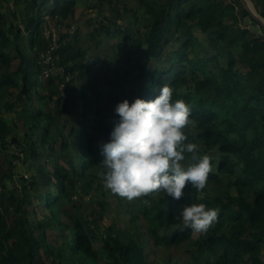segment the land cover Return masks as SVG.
I'll list each match as a JSON object with an SVG mask.
<instances>
[{
	"label": "trees",
	"instance_id": "16d2710c",
	"mask_svg": "<svg viewBox=\"0 0 264 264\" xmlns=\"http://www.w3.org/2000/svg\"><path fill=\"white\" fill-rule=\"evenodd\" d=\"M96 1L100 13L104 14L109 0ZM184 1L167 0L166 4L156 6L153 21L143 29L135 14L133 21L121 27L109 22L107 17L100 24L97 20L98 35L92 42L97 46L106 42L112 45L108 53L97 52L93 70L88 65L90 58L79 33L70 30L60 33L58 48L52 54L63 72L58 78L52 75L43 91L37 88L42 82L35 79L41 73V58L34 57L36 74L21 65L13 73L15 57L7 50L15 46L21 64L27 56L25 47L32 53L40 42V53H47L52 39L46 36L45 17L74 18L77 0H27V7L22 11L26 18L25 34L20 33L19 25L8 34L10 38L0 30V182L14 179V160L20 158V151L32 164L37 162L39 170L24 187L22 202L32 198L31 211L37 213L35 201H39L44 209L52 211L50 220L69 231L58 235V240L49 241L46 235V239L36 237L27 227L15 235L6 229V219L0 211V264H264V83L255 82L256 72L264 67V43L261 59L253 60L250 71L239 69L237 58L239 47L258 46L261 40L264 42V35L258 36L241 26L234 15L236 7H226L221 0H205L190 10ZM253 2L264 16V0ZM242 8L244 20L250 15L243 5ZM210 11L220 17L209 22L219 20L216 31L204 26L203 20ZM229 16L230 20L226 21ZM3 24L0 12V27ZM198 25L214 42V50L208 52L206 42L196 35ZM114 28L118 29V37ZM175 42L179 44L177 49L165 58L167 46ZM118 51L121 55L124 52L123 58L137 62L138 86L132 85L127 62H117ZM221 57L227 58V66H210V61ZM164 58L168 59L169 70L161 72L156 66ZM165 84L172 89L173 100L185 97L191 108L190 124L195 125V131L185 132L186 143H196L199 151L202 145L208 152L220 153L218 172L210 173L207 183L219 190L227 187L226 192L223 190L214 196L207 188L197 191L186 183L185 197L174 200L165 195L155 204L150 202L155 193L148 194L140 200L134 213L135 220L145 226V245L140 237L109 233L103 239V248L96 249L97 229L86 226L79 212L84 191L99 189L96 171L103 160L97 143L101 127L91 123L80 125L74 119L69 122L70 105L81 104L85 108L97 102L101 94L115 95L118 91L134 99L153 100ZM183 88L187 89L184 95ZM51 89L57 93H50ZM35 95L44 107H31ZM18 106L22 107V122L13 125L4 111ZM232 155L237 162L231 159ZM74 156L83 163L81 167L78 168ZM237 163L244 167L245 177L235 179L233 185L243 191L233 195L229 186L236 175ZM41 187L44 191L36 193ZM193 203L219 210L209 231L200 234L197 240L192 238L191 229L184 228L177 213L184 204ZM63 212L70 213L68 223L62 218ZM43 247L51 251V260L39 254L38 249ZM181 247L186 250L183 260L178 251ZM159 248H174L177 252L163 262L150 261L153 250ZM18 249H23L24 254L18 253Z\"/></svg>",
	"mask_w": 264,
	"mask_h": 264
},
{
	"label": "rangeland",
	"instance_id": "374dc122",
	"mask_svg": "<svg viewBox=\"0 0 264 264\" xmlns=\"http://www.w3.org/2000/svg\"><path fill=\"white\" fill-rule=\"evenodd\" d=\"M205 3V0H185L184 5L188 10L190 8L197 4V3ZM223 4L226 7H236L237 13L234 14L237 16L238 20L241 22V26L244 28H249L248 25H246L245 20L246 18H242L241 13L243 11L242 5L240 4V0H221ZM113 3V5H112ZM166 4L167 0H145V2H141L140 0H109V3L105 5V11L103 14V11L100 13L98 8V2L96 0H77L76 8H75V16L71 19H60L51 17L50 15L46 17L47 20H45L47 29L46 36L47 38L52 39V46L54 44V51L58 48L59 45V38L60 33H65L68 30L71 32L79 33L81 36L80 41L82 42V45L87 48L88 51V58L89 60V66L93 70V59L96 56L97 52L108 53L110 52L112 45L111 43L106 42L105 44H100V46H97L94 42H92V39L95 35H98L96 28V21H99V24L105 17L108 18L109 22L116 23L120 25L119 27L123 25H128L131 21L134 19V14L138 16L140 19V28L143 29L146 24H150L153 21V18L155 17L156 13V6H160L161 4ZM27 7V0H0V12L2 13L4 17V24L2 27H0V30H3L4 32L9 33L12 32L13 28L16 27V25H19L21 28L19 29L20 33L26 32L25 27V20L24 13L22 11L25 10ZM122 10H125L124 13L121 12ZM211 12V11H210ZM214 14V15H213ZM217 17V14L214 12L207 13L205 15V19L203 20L204 26L209 27V31H216L217 30V24L219 20H217L220 17H217V21L214 23H209L210 21H215L214 19ZM230 16L226 18V21L230 20ZM23 21V23H22ZM198 21V20H196ZM195 22H189V24H194ZM115 25V24H114ZM199 28H201L199 25L196 26V35L201 41H205L208 46V52L209 50H214V42H212L211 39H209L208 34L203 33ZM250 29V28H249ZM115 36L118 37V32L116 28L113 29ZM28 35V34H26ZM258 36H261L258 34ZM257 36V39H258ZM263 36V35H262ZM9 37V35H8ZM27 37V36H26ZM10 38V37H9ZM122 39V37L120 38ZM264 40V39H263ZM118 42V41H117ZM262 43H264L262 40L259 43L258 46H253L250 49H243L242 47H239L237 49V58H238V66L239 69H241L243 72H248L251 69V63L253 60L261 59V49H263ZM40 45L41 43H37V49L36 51L30 53L28 50V47H25V51L27 53V56L25 58V61L21 64L20 62V54L18 53V50L15 48V46H12V50L8 49V52H11L15 57V62L11 68V72H17L20 65L21 67L28 68V70H34L35 74L38 72L36 67V62L34 61V57L36 58L39 56L41 58L40 61V68L41 73H39L38 76H35V79L38 78L42 83V86L38 84L37 88L40 89V91H43L45 87L49 86V79L53 75L56 78L57 76L60 77L61 71L63 72L62 68H58V64L54 59H49L50 55L47 53H40ZM178 43H171L167 46V50L164 53V57L167 58L169 56V53L178 47ZM15 48V49H14ZM207 52V54H209ZM123 54L121 55V52H117V62H127L126 66L128 67V71L131 73V79L133 80L132 85L138 86L139 83L136 80L138 76V64L135 62H131L127 57L123 58ZM53 56V54H52ZM211 57V54L208 55ZM54 57V56H53ZM162 59L157 63L156 68L161 72H166L169 70L168 65V59ZM51 60L50 62H48ZM140 64H142L141 61H139ZM108 63V62H107ZM106 63V65H107ZM144 63V62H143ZM116 65L119 67L116 63ZM217 65H220L222 67L227 66V58L221 57L218 60H212L210 61V66L215 67ZM96 69V68H95ZM97 70H99L97 68ZM54 72V73H53ZM59 74V75H57ZM19 80H21V75L18 76ZM255 82L258 83V85H261L264 83V67H260L258 71L255 74ZM103 86V85H101ZM128 91H130V87L128 86ZM61 90V88H60ZM35 91V90H34ZM187 92L186 88H183V95ZM50 93H57L56 90L51 89ZM128 99L130 102L134 100L133 96H126L121 91H118L115 95H107L106 93H103L98 97L97 102H91L88 107L83 108L81 104H75L70 105V119L69 122L74 119L76 122H80V125H84L86 123H91L94 126L100 125V130L98 132V144L107 142L110 139V133L114 127V121L118 119L116 116L114 109L115 106L122 102L123 100ZM181 100L185 101L187 103V100L185 97H183ZM33 103V104H32ZM44 103L42 100L39 99L38 96L35 95L34 101L31 102V107L36 108H42L44 107ZM42 106V107H40ZM22 112V107L18 106L15 108V110L7 111L5 110V116L8 118L9 122L13 125L16 123H19L21 120L20 115ZM101 119H104L105 122H102ZM103 120V121H104ZM73 121V122H74ZM22 121H20L21 124ZM90 124V125H91ZM24 130V129H23ZM194 132L195 131V125L190 124L185 129L184 132L189 131ZM25 138V137H23ZM52 141V139H51ZM60 141V140H59ZM78 147V145H77ZM50 149V146L48 147ZM200 154H208L212 157V161H214L213 164V172H218V165L220 163V153L219 152H208L202 145H200ZM20 158H16L15 166L13 168V176L14 179H8L6 181L0 182V211L5 216V223H6V229L13 231L15 235H20V231H22L24 228H30L33 230L34 235L36 237H43L44 235L47 236V240H58V235H61L62 233H69V231L58 225L57 222H52L50 220V216H52V211L50 209H44L43 205L39 201H35V204L37 206L38 212L34 213L31 211V204L33 203V199H27L26 202H22L24 200V187L28 184V181H30L33 173L39 170V167H37L34 162L32 164L31 160H26L22 152L20 151ZM76 160V157H73ZM231 159L234 162H237L236 156L232 155ZM78 162V168L82 166L83 163H81L80 159L77 160ZM38 165V164H37ZM8 166V165H7ZM8 168V167H7ZM243 166L238 165L236 166V175H234L231 178V185L229 186V192L233 195H237L238 192H242V188H236L233 183L235 179L242 178L244 179L245 173L243 172ZM101 167H97V173L101 171ZM45 183V181H44ZM48 183V180L46 181ZM96 184H99V189L96 191H93L91 189H86L83 193V197L81 199L82 201V207L80 208L79 214L82 215L83 223L86 226H94L96 227L97 231L96 234V241H95V247L96 249H102L104 246V241L109 233H121V234H130L137 239L144 240L147 239L146 232H145V226L143 222L137 221L134 218V213H136L137 209L140 206V200L144 198L139 197L132 201H128L126 198H122L117 194L112 193L110 190H107L103 183L100 180L97 181ZM95 184V185H96ZM8 185V186H7ZM233 185V186H232ZM207 190H211L209 192L210 194L217 196L219 195L220 191H225L227 187H223L220 190L215 188L212 183H207L206 185ZM36 193H41L44 191V187H41L40 189L36 190ZM165 197V194L163 193H155L152 195V198L150 200L151 204H155V202H158L162 198ZM85 202V203H84ZM103 203V204H102ZM65 214H62L63 220L68 223L70 213L63 212ZM190 229V228H188ZM143 234V237L141 236ZM199 233H193L192 238L194 240H197L199 238ZM18 253L24 254L23 249H18ZM39 254H43L45 257L51 260V251L46 248H40L38 249ZM179 257L181 260H183V256L185 253V247L179 248ZM176 249H162L159 248V250H156L152 252L150 261L154 259H160L162 262L169 258L174 257L176 255ZM45 253V254H44ZM186 260V258L184 259ZM71 264V263H68ZM164 264V263H163Z\"/></svg>",
	"mask_w": 264,
	"mask_h": 264
},
{
	"label": "clouds",
	"instance_id": "9594fccd",
	"mask_svg": "<svg viewBox=\"0 0 264 264\" xmlns=\"http://www.w3.org/2000/svg\"><path fill=\"white\" fill-rule=\"evenodd\" d=\"M172 96L165 84L153 100L125 99L115 106L118 119L110 139L100 144L99 178L107 190L132 201L152 193L180 200L186 196V183L197 191L206 188L212 157L201 155L196 143H186L184 129L191 123V108ZM177 213L184 228L206 234L219 210L193 203L184 204Z\"/></svg>",
	"mask_w": 264,
	"mask_h": 264
},
{
	"label": "water",
	"instance_id": "95a60500",
	"mask_svg": "<svg viewBox=\"0 0 264 264\" xmlns=\"http://www.w3.org/2000/svg\"><path fill=\"white\" fill-rule=\"evenodd\" d=\"M250 17H246L245 23L254 33L264 35V16L259 11L253 0H240Z\"/></svg>",
	"mask_w": 264,
	"mask_h": 264
},
{
	"label": "built area",
	"instance_id": "2783aa9c",
	"mask_svg": "<svg viewBox=\"0 0 264 264\" xmlns=\"http://www.w3.org/2000/svg\"><path fill=\"white\" fill-rule=\"evenodd\" d=\"M47 17V16H46ZM45 17V18H46ZM47 20V19H46ZM52 44V43H51ZM53 50H54V44H53V46L51 45V48L47 51L48 52V55L47 56H49L50 55V57H49V59H52L53 58V56H52V52H53ZM51 60H49L48 62H50Z\"/></svg>",
	"mask_w": 264,
	"mask_h": 264
}]
</instances>
